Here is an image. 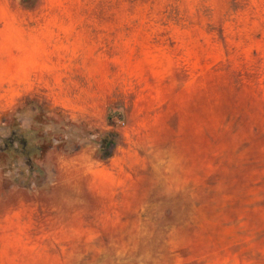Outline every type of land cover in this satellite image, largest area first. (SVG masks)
Masks as SVG:
<instances>
[{"label": "rangeland", "instance_id": "obj_1", "mask_svg": "<svg viewBox=\"0 0 264 264\" xmlns=\"http://www.w3.org/2000/svg\"><path fill=\"white\" fill-rule=\"evenodd\" d=\"M0 264H264V0H0Z\"/></svg>", "mask_w": 264, "mask_h": 264}]
</instances>
